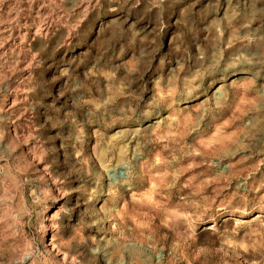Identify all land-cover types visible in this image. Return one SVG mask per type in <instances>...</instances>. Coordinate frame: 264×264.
<instances>
[{
  "label": "clouds",
  "instance_id": "9594fccd",
  "mask_svg": "<svg viewBox=\"0 0 264 264\" xmlns=\"http://www.w3.org/2000/svg\"><path fill=\"white\" fill-rule=\"evenodd\" d=\"M262 189L264 0H0V264H264Z\"/></svg>",
  "mask_w": 264,
  "mask_h": 264
},
{
  "label": "rangeland",
  "instance_id": "374dc122",
  "mask_svg": "<svg viewBox=\"0 0 264 264\" xmlns=\"http://www.w3.org/2000/svg\"><path fill=\"white\" fill-rule=\"evenodd\" d=\"M99 36H100V32L99 30H97L96 36L93 37L88 43L85 44H81V42L79 41V39L74 40V43L72 45L69 46L68 49H66L68 56L67 58L69 60H71L73 57H77V58H82V59H86L88 56V52L91 48L93 47H98L99 45ZM172 38L173 37H169L168 38V43L171 44L172 43ZM64 56H61V61L64 60ZM221 85L219 84H213L212 82H209L207 85V90L209 93H214L215 89L217 87H220ZM256 195H264V189L261 190L260 193H257Z\"/></svg>",
  "mask_w": 264,
  "mask_h": 264
}]
</instances>
